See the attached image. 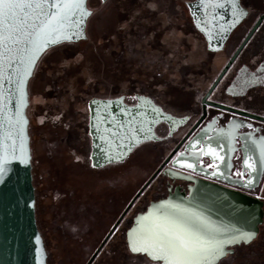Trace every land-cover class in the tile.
<instances>
[{
  "label": "flooded vegetation",
  "instance_id": "flooded-vegetation-1",
  "mask_svg": "<svg viewBox=\"0 0 264 264\" xmlns=\"http://www.w3.org/2000/svg\"><path fill=\"white\" fill-rule=\"evenodd\" d=\"M190 1L193 0L168 1L174 15L165 23L167 27H163L162 23L152 16L145 18L143 22L142 19L138 20L137 66L139 65V72L146 70L148 73L137 77V88L132 86L115 89L111 83H107V93L90 96L86 103V116L82 120H75V127H79L77 132L83 133V136L78 135L74 129L67 135H70V140L79 143L81 151L86 153V173L83 172L82 175L92 176L94 182L102 184L104 187L100 190L116 186L120 192L125 190L127 166L144 173L143 182L140 181L141 185L127 203L126 196L119 193L111 198L100 190L95 195L89 187L86 190L77 189L83 190L77 201L82 203L84 208L94 209L87 214L84 224H71L69 236L59 231L61 240L74 238L77 227L88 228L95 212L101 217L117 215L104 236L92 245V251L85 264L96 252L90 264L93 263L119 228L123 229L122 240L119 238V241H123L128 249L126 231L133 218L145 211L151 202L163 199L175 191L188 196L189 187L194 184L193 179L219 184L264 201V155L260 151V146L264 145V0L261 8L255 7L250 0H241L242 6L248 10L247 14L230 33L223 47L217 51L208 49L206 37L195 27L187 6ZM174 28L188 33L190 31L194 37H198L204 52H209V58L201 55L189 64L183 63L185 55H177V47L170 37ZM92 98H122V101L130 106L137 103V108L140 109L137 116H154L155 109L159 107L164 113L181 121L176 124L159 121L151 127L145 124L146 129H150L147 137L139 141L123 160L94 167L90 158L93 146L91 126L98 122L90 116L89 102ZM73 130L75 134H72ZM61 142L67 143L66 138H62ZM246 160L248 163L255 162L254 167L262 173L250 187L244 185L249 175L255 176L256 173L245 166ZM56 163L60 164L59 169L62 171L68 168L61 158H58ZM71 164L73 167L72 162ZM167 170L179 172L192 179L169 176L165 172ZM108 171H115V178L107 179ZM57 178L56 183L53 182V192L54 199L58 202L68 194L62 186L63 180H60L59 173ZM141 189L140 194L102 244L115 222ZM57 206V203L52 205L57 211L56 227L59 226L58 216L61 214ZM45 208L44 205V211ZM132 209L133 213L126 219ZM97 221L101 222L102 219ZM49 226L52 227L47 223L46 227ZM38 227L46 244L45 230L40 225ZM90 227L92 229L94 226ZM54 230L57 228L54 227ZM86 237L91 243L90 235L87 234ZM74 242L80 246V241ZM251 243L234 245L233 254L238 248ZM129 253L132 254L130 251ZM227 257L222 258L218 264ZM150 261L161 264L159 261Z\"/></svg>",
  "mask_w": 264,
  "mask_h": 264
},
{
  "label": "rangeland",
  "instance_id": "rangeland-1",
  "mask_svg": "<svg viewBox=\"0 0 264 264\" xmlns=\"http://www.w3.org/2000/svg\"><path fill=\"white\" fill-rule=\"evenodd\" d=\"M168 1L89 0L88 7L92 10V15L87 23V38L52 48L37 63L29 81L27 113L36 191V217L38 225L45 230L48 264H85L92 245L104 236L117 218V215L101 217L95 212L93 221L88 223L94 226L92 229L90 226H80L76 228L74 238L60 239L59 231L69 236L71 224H84L87 214L94 209L84 208L77 201L83 191L77 189L86 190L89 187L96 195L103 186L94 182L92 176L82 175L83 172L86 173V153L81 151L79 143L70 140V135H67L72 129L77 132L79 127H75V120H82L86 116L88 98L108 92L107 83H111L115 89L132 86L137 88V77L148 73L146 70L138 71L137 22L139 19L143 22L145 18L152 16L163 27H167L165 23L174 15ZM250 1L257 8L263 6V0ZM170 37L178 50V54L176 50L175 53L185 55L183 63L189 64L201 55L209 58V52H204L198 37H194L190 31L188 33L174 28ZM74 130L72 134H75ZM78 135L83 136V133ZM62 138H66L67 143L61 142ZM58 158H61L67 169H59L60 164L56 163ZM125 169V190L120 192L116 186L106 187L100 192L111 198L119 193L126 196L127 203L143 182L144 173L130 166ZM58 173L68 195L57 202L54 199L53 182L56 183ZM106 174L107 179L116 176L115 171H108ZM54 203L58 204L57 208L61 212L57 227V211L52 207ZM132 213L133 209L128 212L126 219ZM97 219L102 221L98 222ZM47 223L52 227H46ZM122 230L119 228L114 233L92 264H154L145 256H133L129 253L126 244L119 241V238L122 240ZM87 234L90 235L91 243L88 242ZM73 240L80 241V246ZM220 264H264V224L258 237L250 245L238 248Z\"/></svg>",
  "mask_w": 264,
  "mask_h": 264
},
{
  "label": "water",
  "instance_id": "water-1",
  "mask_svg": "<svg viewBox=\"0 0 264 264\" xmlns=\"http://www.w3.org/2000/svg\"><path fill=\"white\" fill-rule=\"evenodd\" d=\"M221 2L224 3V7H217L209 0H193L187 3L194 25L206 37L208 49L211 51L221 49L233 29L246 16H241L236 21L227 0H221ZM239 4L247 13L248 10L242 6L241 0H239ZM83 39H86V26L83 38L62 43L78 42ZM13 55L23 58L26 54L20 52L13 53ZM42 55L35 62L31 75L25 78L22 102L16 83L19 77L13 76L12 73L15 71L22 74L24 65L17 62L5 72L6 77H12L13 83L9 84L5 79L2 89L3 96L0 97V120L4 122L5 127L2 151L7 160L5 172L0 177V264H48L44 240L36 218V196L32 175L29 117L27 115L29 81ZM214 86L215 84L212 89ZM89 108L90 116H93L94 120L98 122L95 126H91L93 146L90 158L94 167L123 160L137 145V141L147 137L150 129L148 131L146 125L151 127L159 121L175 124L181 121L164 113L159 107L155 109L156 111L154 110V116H150V114L149 116H137V113L140 112L137 103L130 106L125 104L122 98H92ZM17 112H19V116ZM20 117H23L24 121L23 136L22 139L19 135L15 137V151L13 152L11 141L6 138L7 129L9 124L15 125L14 130L18 129L20 126L16 124V121ZM121 153H123L122 156ZM109 156H116L118 159L109 161ZM165 172L169 176L192 179L190 176L172 170ZM193 181L194 184L189 187L188 196H185L183 192L175 191L163 199L151 202L145 211L138 213L126 231L127 245L128 234L140 227L138 222L141 218L148 217L153 213L159 215L157 210L161 205L173 206L161 210L162 212H172L174 208L187 209L203 216L221 229L229 230L231 233L254 232L256 233L255 239L257 238L260 226L264 223V201L262 199L219 184L196 179ZM142 189L128 204L102 244ZM232 247L229 250L233 253ZM95 255L96 252L86 264H90ZM146 257L152 260L148 256ZM220 260L217 261V264ZM159 262L163 264L162 261Z\"/></svg>",
  "mask_w": 264,
  "mask_h": 264
},
{
  "label": "snow or ice",
  "instance_id": "snow-or-ice-1",
  "mask_svg": "<svg viewBox=\"0 0 264 264\" xmlns=\"http://www.w3.org/2000/svg\"><path fill=\"white\" fill-rule=\"evenodd\" d=\"M217 7H224L221 0H209ZM236 21L246 15L239 0H227ZM92 15L88 8V0H0V97L5 79L13 83L12 77L5 72L13 64L24 65L23 73L15 71L16 81L21 96H24L25 78L37 59L47 49L65 41L83 38L87 19ZM24 52L21 58L13 53ZM19 116V112H17ZM20 127L9 124L7 140L11 141L15 151V137L23 136V117L16 121ZM4 122L0 120V177L5 172L6 157L2 148L5 141ZM139 142V141H137ZM219 147V145H218ZM264 155V145L260 146ZM123 153H121V156ZM118 159L109 156V161ZM254 163L245 161V166L255 172L249 175L245 187L253 185L262 173L254 167ZM191 167V165H188ZM243 176V173H241ZM161 205L153 213L138 222L140 227L128 234V247L132 254H144L153 261L163 264H217L221 258L232 255L231 246L251 243L254 232H234L221 229L196 212L174 208L172 212L161 211L172 208Z\"/></svg>",
  "mask_w": 264,
  "mask_h": 264
},
{
  "label": "trees",
  "instance_id": "trees-1",
  "mask_svg": "<svg viewBox=\"0 0 264 264\" xmlns=\"http://www.w3.org/2000/svg\"><path fill=\"white\" fill-rule=\"evenodd\" d=\"M68 44H71V43H70V42H68V43H61V44L56 45V46H54V47H52V48H55V47H58V46H61V45H68ZM52 48H50V49H52ZM50 49H49V50H50ZM49 50H47V51H49ZM47 51H46V52H47ZM46 52H45V53H46ZM45 53H44V54H45ZM44 54H43V55H44ZM43 55H42V56H43ZM38 62H39V61H38ZM36 66H37V65H36ZM27 115H28V113H27ZM35 192H36V191H35ZM35 196H36V194H35ZM35 207H37L36 204H35ZM36 218H37V217H36ZM38 228H39V227H38Z\"/></svg>",
  "mask_w": 264,
  "mask_h": 264
}]
</instances>
